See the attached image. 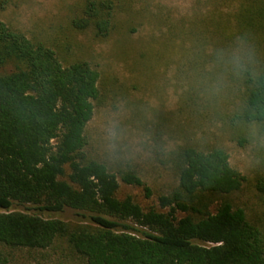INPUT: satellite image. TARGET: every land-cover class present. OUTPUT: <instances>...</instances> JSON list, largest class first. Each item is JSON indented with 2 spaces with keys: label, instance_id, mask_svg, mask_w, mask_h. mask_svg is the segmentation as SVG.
<instances>
[{
  "label": "trees",
  "instance_id": "obj_1",
  "mask_svg": "<svg viewBox=\"0 0 264 264\" xmlns=\"http://www.w3.org/2000/svg\"><path fill=\"white\" fill-rule=\"evenodd\" d=\"M112 10L109 0H89L71 26L106 38ZM207 37L210 89L237 90L230 126L264 131V0L218 11ZM99 83L87 61L64 64L52 47L0 20V245L44 251L62 240L86 264H264V233L244 210L229 202L210 210L209 195L239 192L245 182L220 147L164 154L176 183L154 206L118 198L117 175L87 152ZM119 177L151 197L136 172ZM257 188L264 193V179ZM68 211L80 221L55 217ZM0 264H8L1 251Z\"/></svg>",
  "mask_w": 264,
  "mask_h": 264
},
{
  "label": "rangeland",
  "instance_id": "obj_2",
  "mask_svg": "<svg viewBox=\"0 0 264 264\" xmlns=\"http://www.w3.org/2000/svg\"><path fill=\"white\" fill-rule=\"evenodd\" d=\"M87 1L0 0V20L52 47L64 64L84 60L100 73V98L85 130L87 152L117 175L118 198L129 196L144 208L154 206L176 183L164 154L187 144L202 150L220 147L245 182L239 192L209 195L210 210L229 202L264 233V193L257 188L264 179L263 127H231L237 90L209 87L210 18L220 10L235 11L239 0H109L113 18L106 38L71 26ZM126 171L136 172L151 188L150 198L142 188L120 181ZM55 217L81 219L69 211ZM0 251L8 264H86L62 240L44 251L1 245Z\"/></svg>",
  "mask_w": 264,
  "mask_h": 264
}]
</instances>
